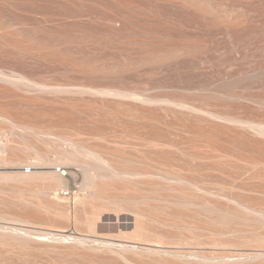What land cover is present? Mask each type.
<instances>
[{
	"label": "rangeland",
	"instance_id": "obj_1",
	"mask_svg": "<svg viewBox=\"0 0 264 264\" xmlns=\"http://www.w3.org/2000/svg\"><path fill=\"white\" fill-rule=\"evenodd\" d=\"M202 1L214 3L221 13L219 21L225 20V15H222L223 10L227 12L231 10L230 2L227 0ZM167 10L170 11L169 8ZM166 14L159 15L152 10L117 0H0V36L8 39H27L28 44L31 42L34 45L59 50L56 54L59 58L56 56L53 61L36 54L33 56L22 52L15 53L9 51L11 49L7 45L0 44L1 71L9 74L23 72L31 77L28 82H36L38 86L43 87L42 90L26 89L0 83V113L5 109L13 119L38 121L55 127L54 129L59 132L72 135L82 143L97 145L103 149H120L136 160L137 165L138 162L145 168L158 165L162 173H164L163 169L166 171L169 169L168 171L180 172L179 174L184 177H191L190 179L193 178L194 181L198 179V183L204 181L203 184L209 181L206 184L212 183L213 186L223 184V187L227 189L231 186L232 190H230L233 192L236 189L234 187L237 189L240 187L238 193H241L242 188L247 187L248 184L260 189L264 186V166L259 165L257 174H252L251 171H247V168L239 167L229 154L236 152L244 144L243 137L232 125L226 124L229 128H226L227 126L223 128L218 120L208 119L200 112L173 106L163 100L140 103L108 93L78 90L82 84H103L117 88L128 87L141 96L151 94L156 95L157 99L165 94L198 97L194 88L183 86L179 68L183 60L170 62V58L184 50L195 51L201 57L213 55L223 58L225 57V53H221L223 49L213 50L223 35L220 32L209 33L184 23L174 24L168 21L166 17L168 13ZM247 15L251 28L249 32L256 40L242 41L240 46L244 57L242 63L244 66H252L259 62V65L264 66V15H257L250 10L247 11ZM157 57H164L166 63L158 67L149 64L150 60ZM62 60L64 62L61 63ZM198 61L196 59L191 61L192 66L185 68L184 74L189 80L202 77L214 79L219 84L227 79L228 73L238 70L237 65L219 61L213 63ZM76 64L84 66L87 71L90 69L93 71L91 70V74H88L80 72L78 68L74 70L76 67L73 65ZM94 70L99 73L96 74ZM115 70H124V72L115 75L112 73ZM39 82L46 86L40 85ZM248 94L264 97V87H252ZM239 100L241 99L233 101L211 99L201 100V102L219 109H231L243 115L264 119V106ZM8 120L9 118L0 115V132L9 125ZM213 127L217 129L214 130ZM210 129L213 130L212 133ZM19 133L21 131L18 128L14 129L13 136L4 133L8 137H16L10 143L14 153L24 152L34 155L31 144L44 147L42 142L30 136H26L24 140L19 139ZM260 139L264 140V138ZM63 147H65L64 144ZM254 153L255 157L263 163L264 147L256 148ZM31 167H25L24 170L28 172ZM56 169L60 171L61 168ZM48 181L41 180L37 184L47 185ZM0 185L13 187L17 186V183L6 181ZM131 188L134 191L140 190L132 186ZM11 191L7 193L0 191V226H16L21 230L30 231L31 234L28 233L22 238L25 241L18 238V240L15 239L16 243L10 239L6 240L7 243L1 244L0 264H127L129 262L115 258L117 256L110 252H99V256H104L100 259L96 256L91 258L94 254L89 256L87 253L91 250L87 247L81 248L80 244L58 239L59 235L50 241H40L38 233L44 231L74 236L90 234L86 223L92 219V216L90 217L89 211L86 213L84 208L78 205L75 189L60 191L68 201L61 200L58 206L50 202L49 197L52 195L43 196L34 189L25 190L26 193L22 189H11ZM30 191L32 195L29 194ZM33 191H35L34 195ZM27 197L31 202H28ZM219 198L216 201H220L218 202L220 205L223 203L222 206H224L227 203L229 206L223 197ZM81 207L83 213L79 211ZM27 216L30 219L26 218ZM101 216L103 220L99 225L100 233L120 234V224L114 219L106 220L108 214ZM22 217L26 218L27 222H24ZM201 232L200 236L196 235L199 241L212 237L211 239L218 243V241L221 242V237L223 240L225 236L227 238V234H223V237L222 233H218L219 235L211 233L213 236L209 234L208 237L206 232V234L202 230ZM202 234L206 237L203 238ZM217 237H219L218 240ZM70 244L72 248L68 246ZM131 245L137 249L139 244ZM198 245L195 247V244L194 248L191 245H189L191 248L188 245L181 246L188 249L200 247L208 251L210 249L211 252L218 250L221 253L232 250V247L227 244L221 245L218 249L216 247L218 245ZM81 252L83 255L80 254ZM145 253L127 252L130 257L134 256V259L136 257L135 261L142 260L141 262L154 264L156 262L154 258L158 257L152 258L153 256L150 255V261L148 253ZM105 256H110L111 259ZM162 263L164 264V261Z\"/></svg>",
	"mask_w": 264,
	"mask_h": 264
},
{
	"label": "bare ground",
	"instance_id": "obj_2",
	"mask_svg": "<svg viewBox=\"0 0 264 264\" xmlns=\"http://www.w3.org/2000/svg\"><path fill=\"white\" fill-rule=\"evenodd\" d=\"M117 1L135 4L143 9L152 10L159 15H167L166 13H168V16H166L168 21L174 24L184 23L201 28L209 33H222L223 38L213 50L223 49L224 51L221 53H225V57L220 58L213 55L201 57L195 51L184 50L177 56L170 58V62H176L179 59L183 60L179 66L183 86L194 88L199 95L198 97H179L174 94H165L157 99L156 95L151 94H143L141 96V94L136 93L128 87L117 88L103 84H82V87L78 90L80 92L108 93L122 99L130 98L140 103H152L156 100H163L171 103L173 106L185 107L191 111L200 112L206 115L208 119L218 120L220 121V126L223 128L227 126L226 124H230L243 137L242 142L244 143L236 152H230V156L238 163L239 167L247 168V171H251L252 174L256 173L259 165L264 166V162L259 161L254 155L256 148L264 147V140L260 139L264 138V119L243 115L231 109H219L215 106L204 104L201 100L227 99L233 101L241 99L239 101L264 106V97L248 94L249 89L252 87H264V66L259 65V62L252 66H244V63H242L244 57L240 48L243 40H249L250 42L256 40L252 38L249 32L251 28L249 26L247 11L250 10L257 15H264V0H227L230 2L229 6L231 10L229 12L227 10L222 11V15H225V20L222 21H219L221 13L212 1ZM27 41L29 40L8 39L0 36L1 46L2 44L7 45L11 49L9 51L15 53L22 52L27 55L32 54L33 56L36 54L43 58H50L49 60H55L56 54L59 51L58 49L38 44L34 45L31 42L28 44ZM195 59L203 62L213 63L214 61H219L229 65H237L238 70L228 73L227 79L219 84L214 79L202 77L189 80L184 74L185 68L191 67L192 64L190 62ZM165 60L164 57H157L150 60L149 64L156 67L163 66L166 63ZM73 66L76 67H73L74 70L78 68L80 72L91 74L90 71L92 69L87 71L84 66L82 67L77 64ZM123 72L124 70L112 71L115 75L122 74ZM95 73L99 72L95 71ZM30 78L23 72L9 74L0 70V83L9 84L16 88L43 89L36 82H34L35 84L28 82ZM39 84L46 86L42 82H39ZM197 99H200V101H197ZM4 111L5 109L0 115L4 116V118H9V125L4 127L0 132V153H2L0 156V183L15 181L17 186H2V184L0 185V191L7 193L11 189H22L26 193L25 190L34 189L41 195L43 194V196L52 195V197H49L50 202L60 205L61 200L68 201L67 197L65 195L62 196L60 191L73 188L75 189L74 192H76L75 197L79 203L78 205H81L86 213L89 211L90 217L92 216V219L89 220L88 218L87 221H89H86L88 232L90 233L88 236L66 235V232L64 235L63 233L44 231L38 233L41 242L45 240L50 241L59 235L58 239H65L74 244H80L81 248L87 247L93 252L89 251L90 253L87 254L89 256L94 254L91 258H95L96 256L100 259L104 256H99V252H110V254L112 253L117 256L115 258L124 260L125 262L129 261L132 264L147 263L146 261L141 262L142 260H136V262V257L135 259L134 256L130 257L127 254L128 251L140 252L141 254L142 252H146L149 255L146 256L149 257L150 261V255L153 256L152 258L157 256L158 258L156 259L159 260L154 258V261H156L154 263L152 260L154 264L158 261V264H161L163 261L164 264H264V186L259 189V187L253 188L249 184L248 186L251 187H243L242 185L241 193H238L240 192V187L238 189L234 187L239 190L235 189V192H237L235 193L231 191V186L227 189V187H223V184L221 186H218L220 184L215 186L212 183L211 185L206 184L209 181H205L206 183L203 184L202 182L204 181H199L200 183H198V179L194 181L195 179L192 178V180L190 179L191 177L187 178L182 176V174L180 175V172L177 173L168 171L169 169L167 171L163 169L164 173H162V169L158 165L150 168H145L139 162L137 165L136 160L120 149H103L97 145L82 143L72 135L55 130V127L51 125L26 119L16 120V117V119H13L10 116L11 114H7V110ZM228 126L226 128H229ZM16 128L21 131L18 135L19 139L24 140L26 136H30L42 142L44 147L31 144L32 154L34 155L24 152L14 153L12 151L13 146L10 143L16 137L11 138L4 135V133L6 132V134L9 133L13 136L14 129ZM211 129L210 132L212 133L213 130ZM213 129L216 130L217 128L213 127ZM63 144L65 147L62 148ZM30 166H32L30 171L26 172L24 170L25 167ZM57 167L61 168L60 171H57ZM252 177L254 178V176ZM255 179L253 180L255 181ZM41 180H49V183L40 186L37 182ZM131 186L140 190L134 191ZM9 187L11 189H8ZM29 194L32 195V192ZM221 197L224 198L222 199L225 202L229 203V206H227V203L222 206V202L220 205L218 203L220 201H216V199H221ZM26 199L28 202L30 201L28 197ZM61 206L63 207V205ZM82 207L79 211L83 213ZM103 214H108L105 218L106 220L114 219L115 222L120 224V234L99 232L100 221L103 220L101 215ZM26 220L24 222H27ZM198 230L206 232L208 237L211 233L213 235L227 234V238L223 235V240L220 235V239H222L221 242L223 244L230 245L232 250L230 249L231 251H227V253H225L226 251L221 253L217 250V253L200 247L193 249L195 244V247L199 246L198 244L200 246L202 244L218 245L216 246L218 249L221 243L219 241V244L216 243V240L211 239L212 237H207L208 239L205 241L202 238L200 241L197 240L199 237H196V235L200 233ZM197 232L199 233L197 234ZM28 233L30 231L21 230L16 226H0V245L5 244L6 240L9 241L10 239L15 241V239L18 240L19 238L20 240L21 238V240H24L22 238ZM205 234H202L203 238L206 237ZM218 238L216 239L218 240ZM133 243L139 244L137 247L135 246L137 249L132 247L131 244ZM222 243L219 248L223 245ZM180 244L183 247L191 245L193 248H182ZM68 246L71 247V244ZM224 246L223 249L226 247ZM80 254L83 255L82 252ZM107 258L111 259L110 256Z\"/></svg>",
	"mask_w": 264,
	"mask_h": 264
}]
</instances>
